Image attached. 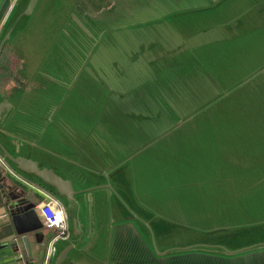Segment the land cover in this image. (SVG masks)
Returning <instances> with one entry per match:
<instances>
[{"label":"rangeland","instance_id":"obj_1","mask_svg":"<svg viewBox=\"0 0 264 264\" xmlns=\"http://www.w3.org/2000/svg\"><path fill=\"white\" fill-rule=\"evenodd\" d=\"M23 16L15 47L28 114L82 119L109 146L122 141L117 168L84 147L78 162L93 173L76 170L82 190L108 187L114 217L120 205L143 220L154 250L264 246V224L232 227L264 222V0H39ZM218 143L237 150L234 160L206 150ZM40 147L48 159L71 157L55 143Z\"/></svg>","mask_w":264,"mask_h":264},{"label":"crops","instance_id":"obj_2","mask_svg":"<svg viewBox=\"0 0 264 264\" xmlns=\"http://www.w3.org/2000/svg\"><path fill=\"white\" fill-rule=\"evenodd\" d=\"M19 2L20 0H0V43L5 35L11 30L9 38L5 41L4 45L11 50L12 54L15 56V62L18 64V70L13 74L6 71L0 75V154L8 157V163L19 176V178H11L6 175L17 186L13 190L15 197H23L25 195L24 192H31V194H27L24 197L29 203L30 209L34 210L37 205H40L41 202L45 201V197L41 194L40 190L53 195L62 203L64 208V202L66 203V206L69 208V212L66 211V214L68 217L67 224L70 232V239L68 241L56 243L57 254L64 249L69 248L66 259L62 264H112L111 256L114 231L118 226L125 225L126 223L133 224L135 230L140 235V238L143 239L153 254L155 252L163 253L164 251L158 249L154 250L152 247L151 240L144 228L146 223L143 220L140 219L142 222L138 224L137 217H133L132 215H120V213H123V209L120 205L118 207L120 213L114 217L113 202L111 201L112 196L108 187H102V184V186H100L101 188L96 187L94 191H91L88 188L85 190L81 189V184L84 183L85 180L82 175L80 176L76 174V170L80 168L86 172L93 173L89 167L81 165L78 162V159L84 156V147L87 146L88 148H93L101 153L107 154L112 160V162H109L110 167L117 168L124 161L122 158L116 156H120L121 154L120 148L122 147V141L118 140V142L113 143L115 146H109V143H107V136L100 132L93 134L90 131L88 124H86L88 122H84L82 119H79L76 122L69 118L57 119L55 113H52V111H49L47 114L45 111L44 115L46 116L44 118L40 117L41 114L39 117L30 116L28 114L25 102L27 100L26 98L31 96V94L28 93L25 87L29 82L26 78H23L22 75H20V63L22 61L20 62L21 59L19 60V58L16 57L15 44L21 35L27 30V23L29 22L25 21L24 26L18 27V23L23 20L22 17H25L20 12V17H17V22L13 24ZM28 2L29 0H26L23 10L27 7L26 5ZM34 11L35 9L32 14ZM138 54L143 56V53ZM141 59L144 60L143 57H141ZM13 61V58L9 59L6 65L11 64ZM106 63L107 61H104V64ZM145 68L148 71H152L148 65H145ZM98 69L100 70L101 67H98ZM101 73L105 74L106 72L103 71ZM101 73L99 72V74ZM152 101H154V99L148 102ZM154 102H157V100ZM158 119L151 120V122L154 123L151 126H160L161 121ZM161 120L167 119L164 118ZM183 122L185 121H179L177 125L172 128H178L179 124H182ZM211 122L212 121L209 123ZM44 143H55L56 145L70 150L71 157L58 158V156H55L50 152V155L55 159H48L46 156L38 154V145L42 144V147L40 148L43 151H47L48 148L43 147ZM206 150L212 151L215 153L217 159L222 160H234V157L237 155V150L235 151V148H228L220 143H218L217 146L213 145L210 149ZM253 153L254 152L251 151L248 155L250 154L251 156ZM20 157L36 162L39 169H49L53 171L56 176L65 181H69L72 185L73 195H70L69 197L61 196L56 192L53 186L43 182L34 174H28L19 169L17 167L18 165L13 161ZM72 167L75 169L72 170ZM106 174L107 173L105 172L104 176H106ZM1 183L2 181L0 180V184ZM104 192L107 193L105 202L104 199L100 201L97 200L95 194H101ZM80 193L82 195H80ZM40 195L43 200L40 198ZM77 200H80V202H77ZM211 205H216V203H211ZM172 214L175 216H181L179 213ZM187 214H189V212ZM187 214L184 212L185 216ZM37 219L40 220L38 217ZM188 221L192 222L190 220ZM30 223L33 227L31 229H40V231L35 234L36 237L33 241L41 243L40 247L37 245H32L30 247L32 259H23L20 253L15 255L8 248L0 249V264H54L55 257L46 262L48 245L53 239L51 238L52 231L44 228L45 232L42 237L40 234L41 228L34 225L31 221ZM208 223L217 225L219 222L209 220ZM258 224L262 225L264 222H254V224L247 222L234 223L232 227H247ZM248 249L251 248H244V250ZM213 251L216 252L213 253ZM213 251H211V253L214 255H223L221 252H217L218 248H213Z\"/></svg>","mask_w":264,"mask_h":264},{"label":"water","instance_id":"obj_3","mask_svg":"<svg viewBox=\"0 0 264 264\" xmlns=\"http://www.w3.org/2000/svg\"><path fill=\"white\" fill-rule=\"evenodd\" d=\"M39 0H29L28 5L23 15L29 16L32 14ZM11 31V30H10ZM10 31L5 35L0 43V53L5 41L9 38ZM6 157V156H5ZM8 158V157H6ZM16 163L19 169L28 174H34L43 182L53 186L56 192L61 196L69 197L73 195L72 185L69 181H65L62 178L56 176L53 171L49 169H39L36 162L27 160L25 158H17L13 161ZM0 249H10L15 255L21 254L23 259H32L30 247L32 245L41 246L40 242H35V234L40 231V229H31L32 224L28 220V206L29 203L25 199V195L31 194V192H24V196L15 197L13 190L17 187L13 181L7 176L0 174ZM36 209V208H35ZM28 211V212H27ZM35 215L36 211L34 210ZM38 217V216H37ZM39 218V217H38ZM127 229L138 238L140 235L135 230L132 223H126ZM140 242H142L140 240ZM255 249H258L255 251ZM69 248L64 249L59 254L55 256L54 264H62L67 256ZM151 260L161 263L167 258L176 255H194L209 259L217 260H245L257 255H264V246L259 248H251L248 250H242L237 252H229L228 255H214L211 252L205 253L202 250L196 252L193 248L184 250V252L173 255L171 252H163L154 254L150 249H146ZM244 253V254H243Z\"/></svg>","mask_w":264,"mask_h":264},{"label":"trees","instance_id":"obj_4","mask_svg":"<svg viewBox=\"0 0 264 264\" xmlns=\"http://www.w3.org/2000/svg\"><path fill=\"white\" fill-rule=\"evenodd\" d=\"M12 58L14 61L6 65L7 61ZM14 58L15 56L12 54L11 50L4 45L0 54V75L6 71L12 74L15 72L18 64L15 62L16 60ZM140 240L142 242H140ZM112 246V264H247L244 263L245 260H217L185 254L172 256L161 263H157L151 260L146 250L148 246L143 239H138L123 225L115 229ZM262 258H264V255H257L247 260L253 262L257 259L261 260Z\"/></svg>","mask_w":264,"mask_h":264},{"label":"built area","instance_id":"obj_5","mask_svg":"<svg viewBox=\"0 0 264 264\" xmlns=\"http://www.w3.org/2000/svg\"><path fill=\"white\" fill-rule=\"evenodd\" d=\"M0 174L10 176L11 178H19L15 170L8 163L7 158L1 154ZM40 192L46 200L35 207L36 214L40 218L45 229L58 232L48 245V252L46 255V262H48L49 259L51 260L57 255L56 243L68 241L70 239V232L67 224L68 217L62 203L50 193L43 190H40Z\"/></svg>","mask_w":264,"mask_h":264},{"label":"flooded vegetation","instance_id":"obj_6","mask_svg":"<svg viewBox=\"0 0 264 264\" xmlns=\"http://www.w3.org/2000/svg\"><path fill=\"white\" fill-rule=\"evenodd\" d=\"M248 259H250V258H248ZM244 263H247V264H264V258H262L261 260L260 259H257V260H255V261H251V260H247V259H245V261H244Z\"/></svg>","mask_w":264,"mask_h":264},{"label":"bare ground","instance_id":"obj_7","mask_svg":"<svg viewBox=\"0 0 264 264\" xmlns=\"http://www.w3.org/2000/svg\"><path fill=\"white\" fill-rule=\"evenodd\" d=\"M205 253H209V252H211V251H204Z\"/></svg>","mask_w":264,"mask_h":264}]
</instances>
